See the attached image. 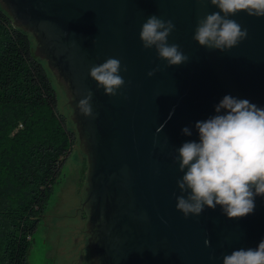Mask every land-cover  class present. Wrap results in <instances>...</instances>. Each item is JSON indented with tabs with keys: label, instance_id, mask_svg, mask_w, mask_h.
<instances>
[{
	"label": "water",
	"instance_id": "95a60500",
	"mask_svg": "<svg viewBox=\"0 0 264 264\" xmlns=\"http://www.w3.org/2000/svg\"><path fill=\"white\" fill-rule=\"evenodd\" d=\"M13 24L30 33L35 56L66 87L70 121L87 159L83 208L89 264H222L264 238V196L253 213L228 218L220 206L187 218L175 208L176 149L197 140L194 124L214 115L224 95L264 108V17L239 12L247 39L227 52L193 39L198 18L218 11L199 0H0ZM170 19L168 42L189 57L166 66L139 40L148 16ZM121 60L125 86L107 96L89 76L94 64ZM154 68L159 70L151 77ZM91 90L94 116L76 104ZM171 114V115H170ZM163 125L159 133L156 129ZM192 130L185 136L181 129ZM175 194V195H174ZM205 239L210 241L206 247Z\"/></svg>",
	"mask_w": 264,
	"mask_h": 264
},
{
	"label": "clouds",
	"instance_id": "9594fccd",
	"mask_svg": "<svg viewBox=\"0 0 264 264\" xmlns=\"http://www.w3.org/2000/svg\"><path fill=\"white\" fill-rule=\"evenodd\" d=\"M199 2L218 9L197 19L192 36L199 46L209 50L227 52L247 39V28L230 17L239 12L249 17H264V0ZM174 30L172 20L153 14L143 22L139 32L142 47L154 48L168 67L189 60L178 44L168 42ZM158 70L154 68L147 75L151 77ZM122 71L127 69L122 67L121 60L109 57L92 65L88 74L105 95L117 96L118 90L125 86ZM92 98L93 92L88 90L76 104L84 117L94 116ZM214 113L195 122L198 141H185L173 157V163L183 173L176 181L181 194L175 196V208L185 218L190 214L198 216L205 208L215 209L218 205L228 218L244 217L253 213L255 198L264 196V108L248 99L224 95L214 106ZM162 128L163 125L157 128V133ZM181 132L192 136L187 126ZM204 244L208 247L210 241L205 239ZM222 264H264V238L255 248H239L224 255Z\"/></svg>",
	"mask_w": 264,
	"mask_h": 264
},
{
	"label": "trees",
	"instance_id": "16d2710c",
	"mask_svg": "<svg viewBox=\"0 0 264 264\" xmlns=\"http://www.w3.org/2000/svg\"><path fill=\"white\" fill-rule=\"evenodd\" d=\"M51 81L29 33L0 5V264H29L33 236L75 147Z\"/></svg>",
	"mask_w": 264,
	"mask_h": 264
},
{
	"label": "rangeland",
	"instance_id": "374dc122",
	"mask_svg": "<svg viewBox=\"0 0 264 264\" xmlns=\"http://www.w3.org/2000/svg\"><path fill=\"white\" fill-rule=\"evenodd\" d=\"M29 38L35 46L30 33ZM50 77L58 104L69 117L72 110L68 104L66 87L51 73ZM71 128L75 130L73 123ZM75 142V147L62 168L59 182L53 187L45 214L33 236L29 264H89L86 233L88 216L82 206L87 159L77 135Z\"/></svg>",
	"mask_w": 264,
	"mask_h": 264
},
{
	"label": "flooded vegetation",
	"instance_id": "af4514ba",
	"mask_svg": "<svg viewBox=\"0 0 264 264\" xmlns=\"http://www.w3.org/2000/svg\"><path fill=\"white\" fill-rule=\"evenodd\" d=\"M33 37V36H32ZM35 43V42H34ZM44 63H45V66H46V68H47V64H46V62L45 61H43ZM48 69V68H47ZM49 70V69H48ZM49 72L51 73V75H53L52 74V72L49 70ZM69 119H70V115H69ZM74 132L76 133V131L74 130ZM77 135V134H76ZM90 263V262H89Z\"/></svg>",
	"mask_w": 264,
	"mask_h": 264
}]
</instances>
